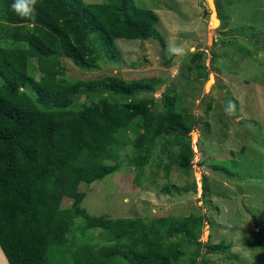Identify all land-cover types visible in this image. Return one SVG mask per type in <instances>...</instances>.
Returning <instances> with one entry per match:
<instances>
[{
  "label": "trees",
  "instance_id": "16d2710c",
  "mask_svg": "<svg viewBox=\"0 0 264 264\" xmlns=\"http://www.w3.org/2000/svg\"><path fill=\"white\" fill-rule=\"evenodd\" d=\"M12 3L0 2V42L9 28L13 42L28 48L0 44V264H199L203 252L226 251L229 246L199 240L205 216L145 223L91 216L81 206L86 195L80 187L117 172L124 147L137 151L131 157L135 167L149 164L159 146L162 155L179 148L168 155L169 165L180 169L190 168L195 158L192 133L199 121L188 110L177 111L173 91L165 92L162 111L154 99L118 102L106 96L72 108L82 93L133 97L161 88L162 78H63L64 59L86 71L98 70L101 62L118 63L117 39L164 44L156 12L135 0H37L33 23L18 16ZM203 55L195 53L192 61L206 78ZM189 190L162 188L166 194ZM192 190L197 192L196 184ZM202 190L207 197L204 185ZM77 217L84 220L80 234Z\"/></svg>",
  "mask_w": 264,
  "mask_h": 264
},
{
  "label": "rangeland",
  "instance_id": "374dc122",
  "mask_svg": "<svg viewBox=\"0 0 264 264\" xmlns=\"http://www.w3.org/2000/svg\"><path fill=\"white\" fill-rule=\"evenodd\" d=\"M135 2L156 12L164 44L158 39H117L118 63L101 62L98 70L86 71L64 59L63 78L160 77L165 85L133 97L82 93L72 108L106 96L118 102L154 99L155 109L162 111L165 92L173 91L177 111L188 110L199 121L192 133L195 158L190 168L180 169L169 165L168 155L179 148L162 155L159 146L149 164L135 167L131 157L137 151L124 147L117 172L80 187L86 195L81 206L91 216L139 218L145 223L160 217L205 216L199 240L229 248L203 252L199 264H264V0H215L221 20L215 30L210 29L206 0ZM2 31L7 34L1 37L2 46L28 48L27 43L13 42L9 28ZM197 52L204 54L206 78L199 76L192 61ZM32 65L39 79L36 59ZM167 184L191 190L166 194L162 188ZM195 184L197 192L192 190ZM203 185L208 191L205 198ZM64 202L65 208L71 206L70 201ZM75 223L77 228L84 220L77 217ZM75 237L72 234L70 241Z\"/></svg>",
  "mask_w": 264,
  "mask_h": 264
},
{
  "label": "clouds",
  "instance_id": "9594fccd",
  "mask_svg": "<svg viewBox=\"0 0 264 264\" xmlns=\"http://www.w3.org/2000/svg\"><path fill=\"white\" fill-rule=\"evenodd\" d=\"M37 0H13L12 10L21 18L35 22ZM176 51V50H174Z\"/></svg>",
  "mask_w": 264,
  "mask_h": 264
},
{
  "label": "water",
  "instance_id": "95a60500",
  "mask_svg": "<svg viewBox=\"0 0 264 264\" xmlns=\"http://www.w3.org/2000/svg\"><path fill=\"white\" fill-rule=\"evenodd\" d=\"M209 6V9L211 11L210 20L212 21V25L210 26V29H217V27L221 24V20L218 15V10L216 6L215 0H206Z\"/></svg>",
  "mask_w": 264,
  "mask_h": 264
},
{
  "label": "bare ground",
  "instance_id": "6f19581e",
  "mask_svg": "<svg viewBox=\"0 0 264 264\" xmlns=\"http://www.w3.org/2000/svg\"><path fill=\"white\" fill-rule=\"evenodd\" d=\"M7 259V258H6ZM9 263V262H8Z\"/></svg>",
  "mask_w": 264,
  "mask_h": 264
},
{
  "label": "crops",
  "instance_id": "0c3cea01",
  "mask_svg": "<svg viewBox=\"0 0 264 264\" xmlns=\"http://www.w3.org/2000/svg\"><path fill=\"white\" fill-rule=\"evenodd\" d=\"M3 252V251H2Z\"/></svg>",
  "mask_w": 264,
  "mask_h": 264
}]
</instances>
